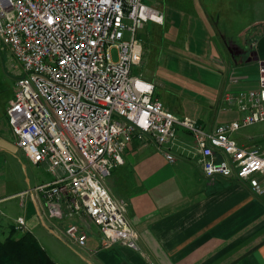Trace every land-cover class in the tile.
Returning a JSON list of instances; mask_svg holds the SVG:
<instances>
[{
    "label": "built area",
    "instance_id": "1",
    "mask_svg": "<svg viewBox=\"0 0 264 264\" xmlns=\"http://www.w3.org/2000/svg\"><path fill=\"white\" fill-rule=\"evenodd\" d=\"M149 21L163 24L164 15L144 0H0V43L21 67L6 117L17 145L53 177L21 196L39 197L50 219H76L65 233L80 247L94 226L104 248L141 252L127 203L106 186L135 138L152 140L173 163L165 148L183 129L194 139L206 178L237 181L264 196V147L255 138L248 146L234 138L264 124V61L257 90L223 96L241 118L207 130L167 110L155 85L134 75L143 55L138 32ZM15 229L29 232L24 217Z\"/></svg>",
    "mask_w": 264,
    "mask_h": 264
},
{
    "label": "crops",
    "instance_id": "2",
    "mask_svg": "<svg viewBox=\"0 0 264 264\" xmlns=\"http://www.w3.org/2000/svg\"><path fill=\"white\" fill-rule=\"evenodd\" d=\"M158 11L164 15V23L157 24L155 32L148 30L138 36L140 41H151L149 44L162 42L159 53L148 44L145 70L166 66L163 71L172 74L177 88L201 93L206 103L201 117H180L197 119L207 130L239 120L241 114L223 96L259 88L264 35L251 29L260 23L256 16L264 12V0H169ZM220 25H226L224 32ZM147 28L145 25L143 30ZM196 71L202 74L196 75ZM179 73L183 79L177 78ZM149 76L144 80L154 84ZM156 87L155 96L172 112L173 102L160 93L167 87L163 83ZM244 130L234 135L241 145H251L249 139L255 138L264 147V131L250 136ZM15 145L34 164L16 140ZM165 149L175 156V162H169L152 140L135 138L124 153V164L106 182L112 196L127 203V219L139 234L141 252L121 245L104 248L94 226L85 247L71 243L65 232L77 220L50 219L39 197L22 198L28 190L2 170L0 160V204L21 196L23 208L14 221L2 216V234L24 217L29 232L57 264H264V196L257 197L248 185L237 181L206 178L194 139L186 131H178L175 142ZM3 153L0 147V159ZM36 166L49 173L46 166ZM52 180L50 175L46 183ZM30 199L34 210L24 205Z\"/></svg>",
    "mask_w": 264,
    "mask_h": 264
},
{
    "label": "rangeland",
    "instance_id": "3",
    "mask_svg": "<svg viewBox=\"0 0 264 264\" xmlns=\"http://www.w3.org/2000/svg\"><path fill=\"white\" fill-rule=\"evenodd\" d=\"M144 3H146L148 6L156 10H160L161 6L164 7L168 6L169 0H144ZM256 20L259 21L260 23L253 25L254 28L251 29V32H255L257 35H259L262 32L264 35L263 11H261L260 15L256 16ZM145 25L148 27L147 31L143 29L139 30L138 36L148 32V30L155 32L156 30L155 27L157 26V23L149 21ZM247 26L248 25H237V27L239 28H244ZM225 28L226 25H220V30L222 32L225 31ZM164 35L165 33L163 34V36ZM130 37L131 36L129 35V33H126L125 39L128 40L130 39ZM155 41L158 43L159 42L158 38ZM140 43L142 45V51H143L142 62L139 66H137L134 69V75L137 77H141L143 79L146 78L148 75H150L149 77L152 76V78H154L155 87L156 86L158 87L159 85L161 86L163 83V85L167 87V89L165 90V93L164 90L161 91L160 93L165 96L164 100L165 98L166 99L169 98L173 102L172 112H174L176 115L200 118L206 106V103H204L201 93L200 92L197 93L196 91L195 93H192L189 90L177 88L175 81L172 77V74L163 71L166 69V66L165 67L161 65L154 66L152 67V69H150V71H146L144 67V56H145V52L147 51L146 49L148 47V44L151 43V41L144 42V40H142L140 41ZM161 43L162 42L155 45L156 43L153 42V44H149V46H152L154 53L156 52L159 53ZM154 46L156 47L154 48ZM150 48L151 47H149V49ZM111 55L113 61L117 62L119 59L118 49L112 48ZM20 68H21L20 65L13 60L9 51L5 47H3V45L0 43V147L2 148V150H5V153H3V155L1 154L2 159H0L1 164L3 165L2 170L6 171V173L11 175V177L12 176L15 177L16 182L21 186L23 190L26 189L30 191V189H34L39 184L46 183L47 181H49L51 173L49 171L48 172L50 174L47 173L44 167L36 166L32 164L30 161H28V159H26L23 153L16 147L15 136L11 132V128L8 125L6 119V111H7L6 106L7 103L12 98H14L16 81L21 74L19 73ZM168 68L170 69V67ZM195 74L199 75L202 74V72L196 71ZM177 78L183 79L181 73H179V76H177ZM184 79L186 82H189L188 80H186V78ZM178 131L185 133V130L183 129H179ZM263 131H264V124H258L256 126L244 130L243 132L244 134H249L250 136H252L262 133ZM27 196L30 198L32 195L29 194ZM21 201H22L21 196H19L18 198L17 197L13 198L11 201L7 203L0 204V207L4 213V219L6 221H9V219L14 221V219L17 218V216L23 212V208H21L20 206ZM25 204L26 206L29 205L30 210L35 209L34 208L35 205L33 201L31 202L27 201L24 203V205ZM4 219L2 216L0 217L1 226H2V220ZM6 229L7 232L6 233L4 232L1 236L2 239H5L10 233L11 228L6 227Z\"/></svg>",
    "mask_w": 264,
    "mask_h": 264
},
{
    "label": "trees",
    "instance_id": "4",
    "mask_svg": "<svg viewBox=\"0 0 264 264\" xmlns=\"http://www.w3.org/2000/svg\"><path fill=\"white\" fill-rule=\"evenodd\" d=\"M0 228V264H57L30 232L20 234L13 226L2 239Z\"/></svg>",
    "mask_w": 264,
    "mask_h": 264
}]
</instances>
